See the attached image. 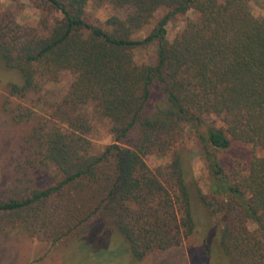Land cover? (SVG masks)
<instances>
[{
	"label": "trees",
	"instance_id": "16d2710c",
	"mask_svg": "<svg viewBox=\"0 0 264 264\" xmlns=\"http://www.w3.org/2000/svg\"><path fill=\"white\" fill-rule=\"evenodd\" d=\"M31 1L60 17L49 27L43 19L41 34L0 11V59L22 80L9 92L47 100L46 82L64 71L75 78L46 105L47 117L34 114L28 157L17 169L15 193L0 199L1 219L18 220L51 245L101 220L117 228L138 260L178 247L196 225L180 153L191 141L209 176L208 191L197 194L222 219L223 255L231 264H264V15H253L250 0ZM90 1L126 13L112 14L103 28L84 18ZM158 10L149 32L133 38ZM190 10L168 40L166 23ZM153 42L154 63L138 64L133 49ZM155 83L161 97L151 101ZM88 107L109 120L113 135L98 152L88 137ZM232 141L252 146L245 171L221 160ZM153 155L166 160L150 166ZM40 169L51 181L33 186Z\"/></svg>",
	"mask_w": 264,
	"mask_h": 264
},
{
	"label": "rangeland",
	"instance_id": "374dc122",
	"mask_svg": "<svg viewBox=\"0 0 264 264\" xmlns=\"http://www.w3.org/2000/svg\"><path fill=\"white\" fill-rule=\"evenodd\" d=\"M252 13L255 17L264 15V0H250ZM0 11L7 12L18 24L37 27L41 34L42 20L46 19L47 27L52 24V17L60 14L53 11L42 12L31 0H0ZM124 9H114L109 3L88 2L84 18L87 22L106 27V20L112 15L124 16ZM162 10L154 13L150 22L133 34V38H143L152 25L162 15ZM192 15V10L184 16H176L166 25V36L173 40L175 35L185 26V19ZM45 23V22H44ZM156 44L139 45L133 49L134 60L138 63H154ZM74 74L64 71L58 81H48L43 94L26 92L24 96L11 94L9 85L12 82L21 83L17 71L7 69L0 59V199L15 193L14 186L17 169L26 163L28 134L35 121V113L47 117L46 105L58 100L74 80ZM161 97L157 83L151 87V101ZM88 117L91 130L88 135L92 141L93 151L98 152L104 145L113 141L109 131L110 122L94 108L88 107ZM32 113L30 118L26 114ZM23 116V117H21ZM129 139L125 142L128 143ZM183 156L184 178L191 196L192 214L195 220V230L180 246L166 250L153 251L143 259H136L128 250L121 233L114 226L101 220L91 223L87 231L53 245L48 240L25 230L16 219L6 220L0 214V264H231L219 247V230L222 219L214 215L200 200L197 189L208 191L209 176L205 163L191 141L181 146ZM221 160L228 170L238 167L245 171L252 155V146L248 143L232 141L228 149L219 152ZM150 166H154L166 158L155 155L146 158ZM24 168V167H23ZM40 169L33 173L32 185L42 187L51 181V173ZM253 230L255 225L249 223Z\"/></svg>",
	"mask_w": 264,
	"mask_h": 264
}]
</instances>
